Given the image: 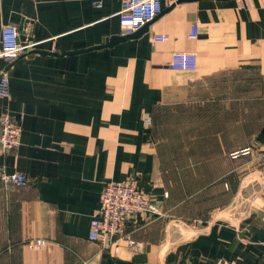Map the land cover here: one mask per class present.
I'll return each mask as SVG.
<instances>
[{"label":"crops","instance_id":"0c3cea01","mask_svg":"<svg viewBox=\"0 0 264 264\" xmlns=\"http://www.w3.org/2000/svg\"><path fill=\"white\" fill-rule=\"evenodd\" d=\"M162 2L160 16L124 36L121 0H3L0 40L3 26L13 25L21 44L38 45L14 62L11 95L0 98V118L23 129L18 149L0 150V264H257L264 257V0ZM177 52L195 53L197 69H173ZM251 100L263 107L255 130ZM175 109L184 126L194 109L192 131L208 135L193 166L172 172L158 132ZM245 150L238 166L218 172L219 152ZM16 172L31 183L2 181ZM188 180L224 181L232 203L187 208L191 197L175 193L172 182ZM107 182L135 184L159 215L127 221L103 247L89 234ZM208 188L216 194L211 183L201 193ZM35 240L46 246L32 250Z\"/></svg>","mask_w":264,"mask_h":264},{"label":"built area","instance_id":"2783aa9c","mask_svg":"<svg viewBox=\"0 0 264 264\" xmlns=\"http://www.w3.org/2000/svg\"><path fill=\"white\" fill-rule=\"evenodd\" d=\"M163 0H121V10L118 13L121 32L129 36L143 28L163 12ZM94 5L101 7V1H94ZM3 0H0V12ZM198 25L194 24L190 37L196 39ZM165 41L166 37L155 38ZM38 43L21 44L19 30L13 25L3 26L0 40V60L7 63V68L0 70V98H9L11 95L10 70L20 57L32 50ZM198 57L195 53L177 52L173 54L170 66L181 71H194L197 69ZM22 126L9 115L0 118V150L2 153L14 151L19 148L22 136ZM250 150L236 152L233 158L241 154L247 155ZM259 161L264 172V150L259 152ZM1 179L6 185L26 187L31 183V178L22 173L1 174ZM228 188V186H226ZM168 197V193L165 194ZM143 214L159 215L158 203L143 190L131 182H107L101 194L99 212L91 222L89 238L93 242L109 247L114 244L117 235L123 232L127 221ZM130 245L134 241L126 237ZM29 248L41 250L46 246L45 240L30 242Z\"/></svg>","mask_w":264,"mask_h":264},{"label":"rangeland","instance_id":"374dc122","mask_svg":"<svg viewBox=\"0 0 264 264\" xmlns=\"http://www.w3.org/2000/svg\"><path fill=\"white\" fill-rule=\"evenodd\" d=\"M254 81H257L254 79ZM234 92L236 91L237 86L233 87ZM241 87H239L240 89ZM258 86L256 84L250 85V95L257 96L258 95ZM251 106V129H256L258 120L261 118V114L263 112V107L260 106L257 100H251L250 101ZM172 112V111H171ZM200 112V111H199ZM187 123L184 126V123L182 121V118H178L177 110L175 109L174 112L170 114V116L164 117L163 121L164 123L159 126V132L158 137L161 140V143L163 145L164 150V156L167 161V165L169 168H171L172 172H177L178 169L182 168H189L193 166V162L195 158H198L204 153V149L200 148V144L198 146V142L201 139V136L205 138L208 133H196L192 131L195 129V125L199 124V118L195 116L196 111L194 109H191L190 111L187 110ZM201 120V118H200ZM202 121V120H201ZM204 128V127H200ZM186 129V130H185ZM254 133V131L251 130V134ZM234 141L237 139V135L234 134ZM219 161V173L225 172L227 170V167H230V163H233V166H238L239 163L238 160H240L243 157L246 156H240L237 159H234L231 157V154H220L218 156ZM227 162L229 163L227 165ZM242 179H245L247 182L246 176H242ZM252 179V177H251ZM174 183L175 193L181 192L183 189H185V193L187 196H190V201L187 202V208H193L194 206L197 209L202 210L203 212H206L207 208L211 207V210H213V207L217 208H224L226 205H230L232 202L231 196L228 194V188L225 185L224 181H218V182H208V181H175ZM215 184L216 194L209 196L211 191L210 188L205 190L203 193H201V188L209 186V184ZM213 189V187H212ZM201 193V194H200ZM241 200V199H239ZM237 201L234 202L236 204ZM239 203V202H238ZM210 209V208H209ZM208 209V210H209ZM257 264H264V257L261 258V260Z\"/></svg>","mask_w":264,"mask_h":264},{"label":"water","instance_id":"95a60500","mask_svg":"<svg viewBox=\"0 0 264 264\" xmlns=\"http://www.w3.org/2000/svg\"><path fill=\"white\" fill-rule=\"evenodd\" d=\"M126 38H128V37H123L122 39H126ZM122 39H120V38H114V39L112 40V42H116V41H119V40H122Z\"/></svg>","mask_w":264,"mask_h":264}]
</instances>
